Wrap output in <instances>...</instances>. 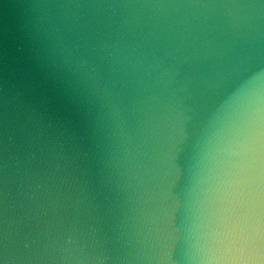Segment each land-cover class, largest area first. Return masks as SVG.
Returning a JSON list of instances; mask_svg holds the SVG:
<instances>
[{
  "label": "clouds",
  "instance_id": "obj_1",
  "mask_svg": "<svg viewBox=\"0 0 264 264\" xmlns=\"http://www.w3.org/2000/svg\"><path fill=\"white\" fill-rule=\"evenodd\" d=\"M0 264H264V0H0Z\"/></svg>",
  "mask_w": 264,
  "mask_h": 264
}]
</instances>
